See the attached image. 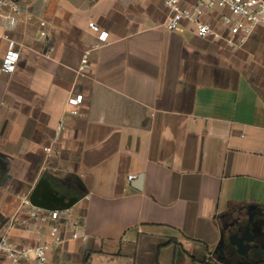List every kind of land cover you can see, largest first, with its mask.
I'll return each mask as SVG.
<instances>
[{
	"label": "crops",
	"instance_id": "1",
	"mask_svg": "<svg viewBox=\"0 0 264 264\" xmlns=\"http://www.w3.org/2000/svg\"><path fill=\"white\" fill-rule=\"evenodd\" d=\"M15 1L0 13V236L52 240L22 206L45 178L71 206L44 264H232L226 222L264 208V23L234 47L220 9L199 16L218 38L168 28L166 0Z\"/></svg>",
	"mask_w": 264,
	"mask_h": 264
},
{
	"label": "built area",
	"instance_id": "2",
	"mask_svg": "<svg viewBox=\"0 0 264 264\" xmlns=\"http://www.w3.org/2000/svg\"><path fill=\"white\" fill-rule=\"evenodd\" d=\"M166 3L170 6L172 12L170 20L167 23L168 28L174 29L180 21L189 18L196 22L197 33L201 36L212 34L218 38L222 37L213 28L211 22H204L199 19V16L207 10H223L222 18L231 31V36L228 37V43L234 47H239L246 42L257 25L264 23V0H197V3L190 7L182 5L180 0H166ZM6 11L19 14L21 7L15 0H0V13ZM11 17L12 20L15 19L13 14ZM40 25V34L42 36H49L46 30L47 22L42 20L40 21ZM89 25L91 28L99 31V26L94 21H91ZM108 38V31L103 30L99 33V41L105 42ZM87 53H90V51H87ZM19 58L20 51L16 47V41L9 40L8 49L2 63L3 70L13 72L18 65ZM85 66L82 65L81 68L83 69ZM82 98V94L70 97L69 103L78 105L82 101ZM62 128L63 123L59 125L58 131L62 130ZM45 150L50 151L51 147L46 146ZM135 176L132 173L128 176V179L132 180ZM22 206L30 207L31 216L40 221V229L52 221L49 230L52 240L37 245H20L8 236V232L13 228V224H11L7 227V231L0 236V264H18L30 257H34L38 264H44L47 261L51 247L59 242L58 234L60 227L58 220L62 209L39 206L30 197L23 199ZM72 236L83 240L88 238V235L82 234L78 229L73 232Z\"/></svg>",
	"mask_w": 264,
	"mask_h": 264
},
{
	"label": "flooded vegetation",
	"instance_id": "3",
	"mask_svg": "<svg viewBox=\"0 0 264 264\" xmlns=\"http://www.w3.org/2000/svg\"><path fill=\"white\" fill-rule=\"evenodd\" d=\"M262 209L249 208L245 213L240 212L226 222L228 236L223 244L222 252L219 251L225 261L232 264H258L264 262V217L259 215ZM251 217L253 218L251 222L253 232L259 234V236L256 237V241L248 243L249 247L246 253L241 254L236 246L230 244L228 237L231 233H236L239 230L243 231L244 226L249 223Z\"/></svg>",
	"mask_w": 264,
	"mask_h": 264
},
{
	"label": "water",
	"instance_id": "4",
	"mask_svg": "<svg viewBox=\"0 0 264 264\" xmlns=\"http://www.w3.org/2000/svg\"><path fill=\"white\" fill-rule=\"evenodd\" d=\"M31 200L42 207L45 208H68L71 206V201L64 195H55L49 186L47 179L42 178L39 182V185L31 193ZM259 215L264 217V208L262 212H259ZM253 218L251 217L249 223L244 226V230H239L236 233H231L228 237L230 244L237 247V250L241 254H245L248 249V243L256 241V237L259 234L253 232L252 222ZM241 229V228H240ZM226 241L225 233L222 234V237L219 241L217 251L222 252L223 244Z\"/></svg>",
	"mask_w": 264,
	"mask_h": 264
},
{
	"label": "rangeland",
	"instance_id": "5",
	"mask_svg": "<svg viewBox=\"0 0 264 264\" xmlns=\"http://www.w3.org/2000/svg\"><path fill=\"white\" fill-rule=\"evenodd\" d=\"M225 263H230L229 261H224Z\"/></svg>",
	"mask_w": 264,
	"mask_h": 264
}]
</instances>
